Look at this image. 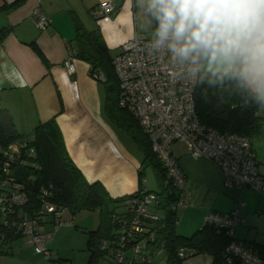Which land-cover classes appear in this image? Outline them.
Instances as JSON below:
<instances>
[{
	"label": "crops",
	"instance_id": "1",
	"mask_svg": "<svg viewBox=\"0 0 264 264\" xmlns=\"http://www.w3.org/2000/svg\"><path fill=\"white\" fill-rule=\"evenodd\" d=\"M101 1L40 0L51 18L48 27L40 30L31 15L36 0H0V108L12 115L18 133L26 139H33L38 122L55 117L65 148L85 179L101 182L112 198H118L137 191L141 158L119 141L105 118L101 82L89 74V63L75 56L73 22L78 19L87 30L98 27L114 53L122 42L138 34L137 22L145 10L150 21L149 0H111L116 12L98 17ZM256 39L255 30L241 70L253 91L264 89V72L259 71L255 59ZM71 56L75 70L70 73L65 60ZM171 151L184 174L183 203L176 213L182 206L180 217L187 221L185 227L200 229L211 211L237 209L243 223L236 228L235 239L264 255V197L251 188H225L219 168L189 155L181 142H173ZM256 158L259 170H264L257 154ZM24 243L30 244L28 240L20 242ZM13 253L12 248V254L0 255V264H13L18 258Z\"/></svg>",
	"mask_w": 264,
	"mask_h": 264
},
{
	"label": "built area",
	"instance_id": "2",
	"mask_svg": "<svg viewBox=\"0 0 264 264\" xmlns=\"http://www.w3.org/2000/svg\"><path fill=\"white\" fill-rule=\"evenodd\" d=\"M36 2L31 15L35 25L44 30L51 23V18L42 9L40 0ZM96 12L101 17L116 11L111 0H104L98 4ZM162 19L163 14L159 11L151 36L134 34L118 46L119 50L113 56V70L120 89L119 106L127 109L138 121L142 131L149 136L155 155L166 169L168 180L179 192L184 188L185 180L178 160L171 151L172 144L176 141L185 144L186 152L192 157L203 158L217 166L225 188H251L264 197V170H259L252 140L234 133H219L202 125L197 118L193 92L202 70L200 48L187 56L182 55L178 50L187 43L188 33L177 38V16L166 37L162 39ZM72 59L71 56L65 60L70 73L75 70ZM242 64L243 57L234 67L241 71ZM93 79L103 81L104 75L96 71ZM26 151L28 146L23 140L12 141L1 150L0 187H5V190L0 195V213L10 218L4 219L3 223L17 226L35 252L43 255L50 264L52 254L45 244L54 234L40 229L41 222L51 223L56 230L68 222L63 219L67 209L47 198L52 192L51 185L41 188L42 203L39 211L31 216L21 214L19 207L27 203L28 199L17 180L15 169L28 163L21 157ZM31 165L37 167L35 163ZM182 203L179 196L176 205ZM118 206L121 210L112 214L117 227L111 236L102 238L99 243L105 257L102 264L151 263L153 255L149 245L157 231L151 222L161 219L158 194L151 190L139 191L125 197ZM204 223L225 229L227 235L233 237L243 219L237 209L224 213L211 211L205 215ZM225 250L242 264H261L258 255L242 242L232 240ZM178 253L185 258L193 254L191 250L187 251L182 247L178 249Z\"/></svg>",
	"mask_w": 264,
	"mask_h": 264
},
{
	"label": "trees",
	"instance_id": "3",
	"mask_svg": "<svg viewBox=\"0 0 264 264\" xmlns=\"http://www.w3.org/2000/svg\"><path fill=\"white\" fill-rule=\"evenodd\" d=\"M228 7L243 9L259 8L261 5L238 4ZM160 8V3L154 4L153 0H149L147 10H149L152 31L156 25ZM73 25H75V56L89 63V74L92 77L95 76L96 71L104 75V80L100 82L106 91L102 104L105 118L114 129L129 135L141 153L137 192L145 190L142 179L144 168L148 166L153 169L160 183V191L155 193L159 196L161 219L151 222L153 228L157 230L149 245L153 258L154 252L158 250L165 254V261L162 264H182L186 259L178 253V249L182 247L187 251H192L193 254L190 256L201 253L209 254L210 264H242L232 253L225 250L228 244L235 240L253 250L262 263L264 255L261 256L252 245L235 239L234 236L230 237L225 229L215 227L213 224L204 223L200 229L188 236L177 232L175 224L178 218L176 213L178 205L176 204L182 192H179L168 180L166 169L155 155L149 136L142 131L135 117L118 104L120 89L112 65L113 56L118 51L111 52L98 27L87 30L75 18ZM219 29L220 38L211 47H199L201 61L203 63L207 54L218 52L233 56L235 66L241 57H245L251 44L250 41L255 31L252 21L243 13L239 16L233 13L224 19ZM229 45H237V47L234 49ZM262 92L264 89L253 91L236 67L230 72H210L202 69L193 92L197 118L202 125L219 133H234L250 139L256 138L264 134V114H262L264 99H260ZM15 140H23L28 146V151L21 155L28 163L15 169L17 180L21 183L28 199L27 203L19 207L21 214L31 216L39 211L42 203L41 188L51 185L52 192L47 198L67 209L71 214H76L81 210H97L98 226L86 231L85 245L89 257L86 264H102L105 257L104 251L100 250L99 243L102 238L111 236L117 227L116 221L112 220V214L120 208L119 203L133 194L112 198L101 182L86 180L65 148L64 138L55 117L38 122L33 131V139H26L21 138L18 133L12 115L6 109L0 108V153ZM32 163H35L37 167H33ZM4 190L5 187H0V195ZM7 218L9 217L0 213V255L12 254L11 244L22 237V232L17 226L3 223ZM45 221H47L46 218ZM149 264H154L153 259Z\"/></svg>",
	"mask_w": 264,
	"mask_h": 264
},
{
	"label": "rangeland",
	"instance_id": "4",
	"mask_svg": "<svg viewBox=\"0 0 264 264\" xmlns=\"http://www.w3.org/2000/svg\"><path fill=\"white\" fill-rule=\"evenodd\" d=\"M138 23V35L147 34L151 36L152 24L148 20V14L145 10L141 13ZM234 59L231 55H223L220 53H209L205 56V59L202 63L203 71L210 72H230L234 69ZM100 85V96L102 102L105 100V87L102 83ZM262 114H264V108H262ZM115 133L119 137V141L136 157L142 158L137 145L134 144L132 139L126 133L120 132L117 129H114ZM252 142L253 150L257 154L258 159L261 161V164H264V136H257L253 139ZM143 187L145 190L159 192L160 183L157 180V177L149 166L144 168L143 173ZM137 192V191H136ZM134 192V193H136ZM132 193V194H134ZM121 208H117L116 211H120ZM182 211V206H179L177 210L178 220L175 224V229L177 232H180L185 235H190L197 228L195 226L185 227L187 221L182 220L180 213ZM161 215V211L159 210ZM64 219L68 222L61 225L58 229L54 230V225L51 223H44L40 226V229L46 232H53V237L46 242L47 249H50L53 259L50 264H86L88 260V252L86 250V231L94 229L99 224V214L97 210H81L76 214H71L68 210L64 213ZM182 228L180 229L179 227ZM185 229V231H184ZM54 230V231H53ZM26 242L27 237L22 236L17 241L12 243V248L14 250L15 256L18 255V258L15 259L13 264H48V261L43 257V255L35 252L32 244H20L23 241ZM153 263L162 264L165 261V254L162 251L154 252ZM211 256L207 253H201L199 255H193L189 258H186L182 264H210ZM140 264H149V263H140Z\"/></svg>",
	"mask_w": 264,
	"mask_h": 264
},
{
	"label": "clouds",
	"instance_id": "5",
	"mask_svg": "<svg viewBox=\"0 0 264 264\" xmlns=\"http://www.w3.org/2000/svg\"><path fill=\"white\" fill-rule=\"evenodd\" d=\"M160 3L163 19L160 25V37H166L171 23L175 24L177 38L188 33V41L178 51L187 56L198 47H211L220 38L219 26L230 14L241 13L250 18L257 31L255 41V59L259 62L260 72H264V0H153ZM238 4H259V8L228 7ZM260 99H264V92Z\"/></svg>",
	"mask_w": 264,
	"mask_h": 264
}]
</instances>
